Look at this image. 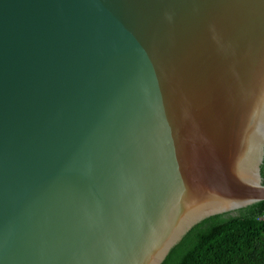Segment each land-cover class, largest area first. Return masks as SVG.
<instances>
[{"label":"water","instance_id":"water-1","mask_svg":"<svg viewBox=\"0 0 264 264\" xmlns=\"http://www.w3.org/2000/svg\"><path fill=\"white\" fill-rule=\"evenodd\" d=\"M263 160L264 0H0V264H160Z\"/></svg>","mask_w":264,"mask_h":264},{"label":"trees","instance_id":"trees-1","mask_svg":"<svg viewBox=\"0 0 264 264\" xmlns=\"http://www.w3.org/2000/svg\"><path fill=\"white\" fill-rule=\"evenodd\" d=\"M160 264H264V200L201 219Z\"/></svg>","mask_w":264,"mask_h":264}]
</instances>
